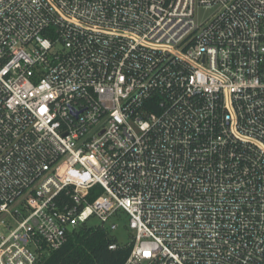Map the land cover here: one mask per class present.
<instances>
[{
	"label": "built area",
	"instance_id": "1",
	"mask_svg": "<svg viewBox=\"0 0 264 264\" xmlns=\"http://www.w3.org/2000/svg\"><path fill=\"white\" fill-rule=\"evenodd\" d=\"M119 214L123 264H264V0H0V264Z\"/></svg>",
	"mask_w": 264,
	"mask_h": 264
},
{
	"label": "trees",
	"instance_id": "2",
	"mask_svg": "<svg viewBox=\"0 0 264 264\" xmlns=\"http://www.w3.org/2000/svg\"><path fill=\"white\" fill-rule=\"evenodd\" d=\"M95 191L88 194L89 200L99 194ZM114 220L118 226L124 221L120 214ZM113 243L117 244L114 249L109 247ZM129 249V242L121 244L107 227L86 222L72 229L59 248L41 255L38 264H123Z\"/></svg>",
	"mask_w": 264,
	"mask_h": 264
},
{
	"label": "rangeland",
	"instance_id": "3",
	"mask_svg": "<svg viewBox=\"0 0 264 264\" xmlns=\"http://www.w3.org/2000/svg\"><path fill=\"white\" fill-rule=\"evenodd\" d=\"M213 12L212 8H204V7H199L196 11V17L198 18L199 21L209 17ZM90 224H97L99 223V220L92 217L89 219ZM112 233L115 235V237L117 238V240L121 243H127L130 241V231L127 227V221L126 219L123 221V223L118 226V228L114 231H112Z\"/></svg>",
	"mask_w": 264,
	"mask_h": 264
}]
</instances>
